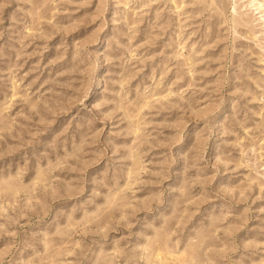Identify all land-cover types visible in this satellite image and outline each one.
Listing matches in <instances>:
<instances>
[{"label":"rangeland","instance_id":"1","mask_svg":"<svg viewBox=\"0 0 264 264\" xmlns=\"http://www.w3.org/2000/svg\"><path fill=\"white\" fill-rule=\"evenodd\" d=\"M0 264H264V0H0Z\"/></svg>","mask_w":264,"mask_h":264}]
</instances>
